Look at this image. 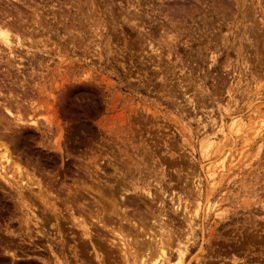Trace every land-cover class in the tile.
<instances>
[{"label":"rangeland","instance_id":"rangeland-1","mask_svg":"<svg viewBox=\"0 0 264 264\" xmlns=\"http://www.w3.org/2000/svg\"><path fill=\"white\" fill-rule=\"evenodd\" d=\"M0 20L23 171L0 178V264H153L152 238L264 264V0H0Z\"/></svg>","mask_w":264,"mask_h":264},{"label":"bare ground","instance_id":"bare-ground-1","mask_svg":"<svg viewBox=\"0 0 264 264\" xmlns=\"http://www.w3.org/2000/svg\"><path fill=\"white\" fill-rule=\"evenodd\" d=\"M28 1V0H27ZM25 2V1H24ZM7 6V5H6ZM64 16V15H63ZM60 17V16H59ZM5 19V18H4ZM1 20H0V45H3L6 49H7V51L9 52V55H12L13 54V51H14V47H16V46H19V42L17 41L16 42V44L14 43V45H12V42L10 41V38L8 37V34L10 33L9 31H8V33H7V31L6 30H3L2 29V25H1ZM15 27V26H14ZM5 28V27H4ZM6 29V28H5ZM5 33H4V32ZM17 40V39H16ZM14 41V40H13ZM5 49V50H6ZM5 112L11 117H13V115H12V111H10L9 109H7V108H5ZM16 112V111H15ZM16 120L17 121H22L21 120V118H16ZM36 122V121H35ZM236 122V120H234V121H232V123H235ZM32 123V122H31ZM33 124H35V123H33ZM4 125V124H3ZM6 125V124H5ZM18 125V124H17ZM20 125V124H19ZM18 125V126H19ZM12 126H13V124H12ZM6 128V127H5ZM9 128V127H8ZM21 128V127H20ZM259 128V127H258ZM11 129V128H10ZM8 130V129H7ZM255 130V129H254ZM253 130V131H254ZM11 133V132H10ZM4 137V136H3ZM12 137V136H11ZM4 138H6V137H4ZM3 138V139H4ZM2 139V140H3ZM13 140V139H12ZM9 141V140H8ZM10 142V141H9ZM9 142H7V143H9ZM6 143V144H7ZM11 143V142H10ZM9 143V144H10ZM13 143H14V141H13ZM12 144V143H11ZM10 146V145H9ZM13 146V145H12ZM0 150H1V156H0V159L1 158H3L4 159V161L3 162H1L0 161V178L3 180V181H5V182H9L10 180H11V178H13L10 174H8V172H7V168H11V169H13V171L16 173V175H19V176H21V175H23L22 173H23V171H22V168H21V166H20V164L19 163H17V161H15V160H13L14 159V157L12 158L11 157V154H10V150L8 149V145L6 146L4 143H1L0 142ZM19 159V158H18ZM21 163V162H20ZM24 170V169H23ZM25 174L26 175H28L26 172H25ZM9 176L11 177L10 179H9ZM24 177V176H23ZM29 177V179L28 178H26L27 179V182H24L23 181V179H19L18 180V183L20 184V186L23 188V185L26 187H28V186H33V184L35 183V182H32L33 180H32V177H30V176H28ZM26 181V180H25ZM16 182V181H15ZM83 182V181H82ZM17 183V182H16ZM24 183H26V184H24ZM23 184V185H22ZM76 187V186H75ZM39 189V188H38ZM41 192V191H40ZM126 193V192H125ZM39 194V193H38ZM43 196V195H42ZM39 198V197H38ZM41 200H43V199H41ZM121 203V202H120ZM31 206V205H30ZM100 207V206H99ZM47 210V209H46ZM103 215V214H102ZM97 216V215H96ZM56 217H57V215H56ZM74 219V223H76V225L77 226H79V227H81L82 226V223L80 222V221H78L77 219H75V218H73ZM70 222V221H69ZM115 222V221H114ZM165 228V227H164ZM81 229H83V231H84V234L86 235V237H88L89 239H91V237L90 236H92V235H90L89 236V231H87L88 229L85 227V226H83ZM194 229V228H193ZM45 231V230H44ZM193 231V230H192ZM48 232V231H47ZM165 232H167V231H165ZM43 233V232H42ZM153 233V232H152ZM168 233V232H167ZM166 233V234H167ZM170 233H173L172 231H170ZM175 233V232H174ZM46 235V234H45ZM152 235V234H151ZM169 236H172V235H169ZM48 237V236H47ZM154 237V236H153ZM168 237V236H167ZM162 238H163V236H162ZM166 239V238H165ZM171 240V239H170ZM150 241H152V243H150L151 245H150V247H152V251L154 252V254H155V261H154V263L153 264H181L182 262V258H183V252L184 251H187V249H188V247H189V245L187 244V241L186 242H182V244L179 242L178 244H179V248H181V249H177V251H178V255H177V258H176V260H172V256H171V252H169V254H165V250L163 251V247L162 246H164V242L163 241H161L160 242V240H158V239H150ZM165 241H167V240H165ZM169 241V240H168ZM263 241V240H262ZM56 242V241H55ZM174 242V241H173ZM121 243V246L123 247L125 244H124V242L122 241V242H120ZM167 243H169V242H167ZM90 244V243H89ZM93 244V243H92ZM119 244V243H118ZM166 244V243H165ZM167 251V250H166ZM143 252V251H142ZM152 252V253H153ZM153 256V255H152ZM144 259V258H143ZM143 259H141L140 261H141V264H146V263H144V261L145 260H143ZM152 261V260H151ZM151 264V263H150Z\"/></svg>","mask_w":264,"mask_h":264}]
</instances>
